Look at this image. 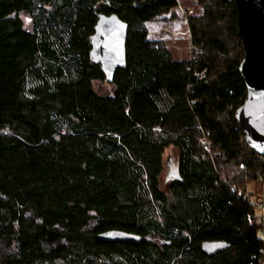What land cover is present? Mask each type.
Instances as JSON below:
<instances>
[{"label": "trees", "instance_id": "trees-1", "mask_svg": "<svg viewBox=\"0 0 264 264\" xmlns=\"http://www.w3.org/2000/svg\"><path fill=\"white\" fill-rule=\"evenodd\" d=\"M196 1L197 53L178 60L146 23L179 0H0V264H264V223L239 190L264 177V157L236 119L237 9ZM102 15L127 25L110 80L92 54ZM112 230L142 240L98 238ZM211 242L230 247L208 255Z\"/></svg>", "mask_w": 264, "mask_h": 264}, {"label": "water", "instance_id": "water-1", "mask_svg": "<svg viewBox=\"0 0 264 264\" xmlns=\"http://www.w3.org/2000/svg\"><path fill=\"white\" fill-rule=\"evenodd\" d=\"M234 3L244 50L239 71L247 87L245 102L237 111L236 119L248 147L264 157V0H234ZM126 40L127 25L117 15H102L99 18L92 54L102 63L108 80L125 63ZM98 238L105 242L140 243L142 240L140 236L117 230L101 233ZM229 247L226 242L201 245L208 255H215Z\"/></svg>", "mask_w": 264, "mask_h": 264}, {"label": "rangeland", "instance_id": "rangeland-1", "mask_svg": "<svg viewBox=\"0 0 264 264\" xmlns=\"http://www.w3.org/2000/svg\"><path fill=\"white\" fill-rule=\"evenodd\" d=\"M201 8L196 0H179V6L172 13L161 17L157 21L147 22L149 37L162 41L171 51L173 57L178 60L192 59L197 53L192 47L190 29L188 25L189 16L200 14ZM96 89L101 94L112 92V86L107 83H96ZM178 151L169 147L163 156L164 170L161 176V187L167 191L169 183L176 177V166L178 165ZM233 171V170H232ZM230 176H234L230 172ZM240 192L247 195L256 203L264 202V177L256 180H246ZM258 210L257 215L260 214Z\"/></svg>", "mask_w": 264, "mask_h": 264}, {"label": "built area", "instance_id": "built-area-1", "mask_svg": "<svg viewBox=\"0 0 264 264\" xmlns=\"http://www.w3.org/2000/svg\"><path fill=\"white\" fill-rule=\"evenodd\" d=\"M245 197L249 198L247 195H245ZM249 200H250V203L257 205L258 210H260V212H261L260 213L261 214L260 220L264 223V202L256 203L253 200H251L250 198H249Z\"/></svg>", "mask_w": 264, "mask_h": 264}]
</instances>
